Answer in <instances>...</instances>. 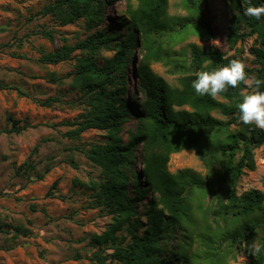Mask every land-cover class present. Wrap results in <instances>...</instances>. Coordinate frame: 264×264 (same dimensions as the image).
<instances>
[{"label": "rangeland", "instance_id": "1", "mask_svg": "<svg viewBox=\"0 0 264 264\" xmlns=\"http://www.w3.org/2000/svg\"><path fill=\"white\" fill-rule=\"evenodd\" d=\"M54 1L0 0V264H100L95 258L97 253L103 258L101 264H120L109 257L112 250L108 246L91 243L112 222V216L106 210L91 207L96 190L89 185L100 182L103 176L100 168L80 152L92 143L105 142L106 133L90 129L76 139L65 134L71 129L69 123L86 111V98L73 79L77 58L82 54L77 50L58 64L43 63L39 58L101 30L110 36L95 58L96 65L102 67L115 55L114 45L126 37V0H100L104 4L102 22L93 28L83 19L63 24L58 17L45 13ZM131 1L136 4V0ZM191 1L193 8L187 0H169L168 15L201 16L214 36L190 27L168 39L167 53L172 55V62H155L151 69L174 88H179L180 78L188 74L174 66L186 65L179 53L187 59L191 44L233 54L225 39L229 0ZM45 32H50L52 38H47ZM250 44L251 39L244 43L242 57L245 65L253 67L252 56L247 53ZM173 51L178 55H173ZM140 57L141 53L132 49V63L125 70L122 98L131 114L121 125L124 144L129 143L140 126L134 118L142 98L135 83ZM48 99L53 102L46 106ZM216 99L229 104L220 95ZM211 115L228 120L218 111ZM239 128L237 122L221 133L211 134L206 144L220 143ZM254 159L255 169L244 170L238 178L237 196L251 190L264 192V144L254 150ZM140 160V147L136 146L134 170H139ZM225 161L218 152L202 161L194 149H184L169 157L170 173L187 170L204 182L188 193L190 210L182 227L190 239L175 231L164 243L172 256L175 248L187 242V261L180 258L175 264H257L259 253L253 256L251 250L252 245H261L262 228L248 234L244 221H232L223 214L228 199L225 191L218 190L217 181L220 164ZM129 192L133 195L131 189ZM151 199L147 192L136 203L138 216L147 210ZM141 219L144 221L143 216ZM116 234L124 237V244L129 241L125 227Z\"/></svg>", "mask_w": 264, "mask_h": 264}, {"label": "trees", "instance_id": "2", "mask_svg": "<svg viewBox=\"0 0 264 264\" xmlns=\"http://www.w3.org/2000/svg\"><path fill=\"white\" fill-rule=\"evenodd\" d=\"M187 1L193 4L191 0ZM261 3L264 0H229L225 39L228 51H233V54L191 44L187 59L179 53L186 65L174 66L175 70L188 72L180 78L179 88L170 86L156 75L151 64L172 62V55L167 53V43L173 34L185 32L190 27L198 28L211 37L214 34L201 16H169V0H136V4L126 0V37L114 45L115 55L102 67L96 65L95 58L100 46H105L110 36L101 30L72 46L63 45L39 58L43 63L58 64L77 50L82 54L77 58L73 79L86 98V111L69 123L71 129L65 134L76 139L90 129L106 133L105 142L92 143L80 152L100 168L103 176L100 182L89 185L90 189L96 190L90 201L91 207L106 210L112 216V222L101 234L95 235L91 243L108 246L112 250L109 257L118 263L172 264L180 258L187 261V242L185 246L175 248L172 256L164 247L175 231L190 239V234L182 227L190 210L188 193L204 185L200 178L187 170L174 174L167 170L170 155L184 149H194L202 161L215 152L225 157L226 161L220 164L217 181L218 190L225 191L228 199L223 214L232 221H244L248 234L262 228L261 245L264 246V192L251 190L240 196L235 193L238 178L244 170L255 169L254 150L264 144V130L243 125L236 108L241 95L254 89H247L243 83L235 89L228 88L219 94L229 101L226 104L207 95H195L191 88V82L199 71L216 70L231 60L244 64L243 45L250 39L247 53L252 56L255 66L244 64L247 77L264 80V17L257 21L244 15L245 8ZM103 5L100 0H55L45 13L58 17L63 24L83 19L89 28H93L102 22ZM44 34L52 38L50 32ZM132 49L141 53L136 64L135 83L142 98L134 113L140 126L129 143L124 144L120 135L121 125L131 110L122 96L126 85L125 70L132 63ZM172 54L178 55V52L173 51ZM112 85L115 87H108ZM260 90L264 91V85ZM51 102L53 100L48 99L44 105L49 106ZM212 111H218L228 120L216 119L211 115ZM237 122H240V128L228 133L224 141L206 144L211 134L221 133ZM136 146L140 147L141 154L138 171L133 169ZM130 189L133 195H130ZM147 192L151 193L152 199L141 215L143 221L135 206ZM257 213L259 217L254 216ZM123 227L129 237L125 244L124 237L116 234ZM140 229L143 230L140 232ZM95 258L102 263L100 253ZM263 262L264 250L256 259L257 264Z\"/></svg>", "mask_w": 264, "mask_h": 264}, {"label": "clouds", "instance_id": "3", "mask_svg": "<svg viewBox=\"0 0 264 264\" xmlns=\"http://www.w3.org/2000/svg\"><path fill=\"white\" fill-rule=\"evenodd\" d=\"M244 15L255 18L257 21L264 17V3L258 6H248L244 9ZM241 83L254 90L248 94H242L236 103L239 112V121L245 126H254L264 130V91H261L264 80H251L247 77L245 65L239 60H231L226 65L212 71H199L191 82L194 94L209 96L215 99L228 88H237ZM264 250L260 244L252 245L251 254L255 256Z\"/></svg>", "mask_w": 264, "mask_h": 264}]
</instances>
